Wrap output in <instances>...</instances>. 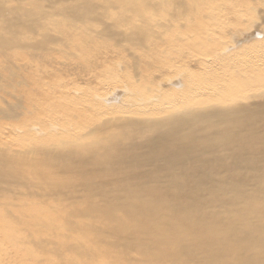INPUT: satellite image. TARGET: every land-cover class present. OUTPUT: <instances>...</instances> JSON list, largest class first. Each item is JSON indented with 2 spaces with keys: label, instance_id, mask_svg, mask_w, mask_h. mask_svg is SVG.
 <instances>
[{
  "label": "bare ground",
  "instance_id": "6f19581e",
  "mask_svg": "<svg viewBox=\"0 0 264 264\" xmlns=\"http://www.w3.org/2000/svg\"><path fill=\"white\" fill-rule=\"evenodd\" d=\"M217 3L264 13L0 0V264H264V24L210 67Z\"/></svg>",
  "mask_w": 264,
  "mask_h": 264
},
{
  "label": "rangeland",
  "instance_id": "374dc122",
  "mask_svg": "<svg viewBox=\"0 0 264 264\" xmlns=\"http://www.w3.org/2000/svg\"><path fill=\"white\" fill-rule=\"evenodd\" d=\"M219 3H220V1H219ZM219 3H217L216 6H217ZM261 3L264 4V0H261ZM227 4H229V2H227ZM220 5H222V3H221ZM220 5H218V6H217L218 8H216L217 10L220 9V11H217V10H216V12H215V10H214L215 13H219V12H220V13L222 14V15H221V14L219 13V15L221 16V17L219 18V20H217V21L215 22L213 19H212V20H211V19H206V23L209 22V26L211 25V23H213L214 25L212 24V25H213L212 28L215 27L214 29H217V30H218V29H219V30H223L224 28L219 27L220 25H218V24H221V21H222V20H223V21L225 20L224 22H223V21H222V22H223V23H226V22H227L226 24H229V23L232 22V24H233V25H231V26H232V29L235 28V30L233 29V33H232V31H231V32H227V35H228V36H227V35L225 36V34L222 35V33H221V34L219 33V35H218V33H217V35H216V37H215V38H217V40H218L217 44L223 46V48H222L221 46L218 47V45H217V46L212 45V43H211V44L209 45V46L212 45L210 48H212V49L215 48V50H217V53H214V54L211 53V54H210L209 52H207V53H205L204 55H205V57H206V59H207V62H209V61L211 62V63L209 62V64H208V65H210V67H211V64H213V65H214V66L212 65L213 68H218V66H220L219 68H222V66H223V67L226 69L225 66L228 67V64H232V66H233V63L231 62V60H228V61H227L228 64L225 63V65H224V63H223V65H222V63H221V64H220L219 62L217 63V61H215V60H216L218 57H222V56H223L222 53H224V51H225L226 49H227V52L229 53L228 48H231V45H233V44H237L238 42L241 43L242 40H245V39H247L248 37H249L250 40H252V34H253L254 32H251V31H255V32L258 31V30L262 31V30H263V27H261V25H262V23L264 24V13H263V11H262L261 8H260V9L256 8V9H254V10H252V11H249V12L245 13V15H244L243 18H242L243 20L241 19V20L243 21V23H242V22H241V23L244 24V25H241V23H240L239 21H235V20L233 19L234 17L237 16V13H235L234 10L232 11L234 14H233V13L230 14V15L228 14V13L232 10L231 7H230L229 5H225V6H221V7H220ZM210 6H211V5H210ZM210 6H209V4H207V6L205 5V7H207L208 10H209ZM213 6H215V5L212 4L211 8L214 9ZM202 7H203V6H202ZM203 8H204V7H203ZM211 8H210V9H211ZM226 8H227V9H226ZM224 9H225V10H224ZM228 10H229V11H228ZM203 11H205V9H204ZM212 11H213V10H212ZM223 11H224L225 13L227 12V14L229 15L227 18H224V17H223L224 15L227 16V14L223 13ZM250 12H251V16H253V17L249 16V15H250ZM202 13H203V12H202ZM230 13H231V12H230ZM223 14H224V15H223ZM252 14H253V15H252ZM254 16H255V19L253 20ZM261 16H262V17H261ZM170 17L173 18V15H170ZM170 17H169V18H170ZM247 17H249V18L247 19ZM171 18H170V19H171ZM228 18H229V19H228ZM245 18H246L247 20H246ZM250 18H251V20H250ZM173 19H174V20H173L174 22H177V24H179V26H177V24H176V25L174 24L176 27H179V28H176V27L174 26V30H175V28H176V30H179V29H181V26H182V28L185 26L184 28H185L186 30H185L184 28H183V29H184L185 31L188 32V29H187V28L190 27V23L187 22L188 19L185 21V19H184V20H181V19H183V18H180L181 22L178 20L179 18H175V17H174ZM176 19H177L178 21H176ZM227 19H228V20H227ZM230 19H231V22H228V21H230ZM183 21H184L185 23H187L189 26H187V24L184 25V22H183ZM214 22H215V23H214ZM238 22H239L240 24H238ZM245 22H246L247 24H246ZM217 23H218V24H217ZM223 23H222V24H223ZM215 24H217V25H215ZM222 24H221V26H222ZM183 25H184V26H183ZM245 25H247V26H245ZM209 26H208V25H207V27L204 26V28H210ZM216 26H217V28H216ZM244 26H245V27H244ZM236 27L239 28V30H238V29L236 30ZM257 27H258V28H257ZM212 28H211V29H212ZM241 28H244L245 30H244V29H241ZM211 29H210V30H211ZM240 29H241V30H240ZM182 31H183V30L181 29V31H179V33L182 32ZM189 31H190V30H189ZM176 32H178V31H175V32H173V33L175 34ZM191 32H192V30H191ZM191 32H190V33H191ZM183 33H184V31H183ZM188 33H189V32H188ZM188 33H186V34H188ZM231 33H232V34H231ZM251 33H252V34H251ZM181 34H182V33H180V36H181V37H180V36L177 37L178 33H177V35H176V37L179 38V39L181 40V43H180V40L176 38V39L178 40V42H179V45H178V46L184 48L186 45H189V48L187 47L188 49L185 50V48H186V47H185V48H184V53H185V51H186V53H185L183 56H181V55H179V54H176V55H177L176 58L178 59V56H181V59H180V57H179V59H178V60L180 61L179 64H181V65L185 64V65H183V66L185 67V66L187 65V62H188V61H190V64H192V63H193L192 61H194L193 59H195V57H196V59H197L198 56H197V53L193 51L194 49H193V50L190 49L191 47H190V44L188 43L189 41H191L190 38H191L192 34H191V35L188 34V35H187L188 38H185L184 36H186V34L184 33L183 38H185V39H182V35H183V34H182V35H181ZM250 34H251V37H250ZM171 35H172V33H171ZM221 35H222V36H221ZM229 35H230V36H229ZM187 36H186V37H187ZM219 36H220V37H219ZM224 36H225V39L227 38V39H229V40H227V39L225 40L224 38H221V37H224ZM170 37H171V36H170ZM192 37H193V36H192ZM195 37H196V36H195ZM196 38H197V37H196ZM218 38H219V39H218ZM220 38L223 39L224 41H223V40L221 41ZM186 39H187L188 42L185 41ZM197 39H198V38H197ZM174 41H176V40H174ZM183 41H184V42H187V43H185L186 45H184V46H183V45L180 46V44H183V43H182ZM178 42H175V43L178 44ZM213 44H214V43H213ZM241 44H242V43H241ZM178 46H177V47H178ZM177 47H176V48H177ZM179 47H178V48H179ZM178 48H177V49H178ZM219 48H220V49H219ZM221 48H222V49H221ZM178 50L181 51V48H179ZM189 50H191V52H190ZM221 50H222V51H221ZM188 51H189V53H188L189 56L187 55V52H188ZM195 51H197V50L195 49ZM201 51H204V50H201ZM192 52H194V53H192ZM221 52H222V53H221ZM195 53H196V54H195ZM190 55H193L194 57H193V56L191 57ZM195 55H196V56H195ZM206 55H208V56H206ZM213 56H214V57H213ZM186 57H187V59H186ZM176 58H175V59H176ZM191 58H192V60H190ZM200 58H201V57H200ZM177 59H176V60H177ZM184 59H185V60H188V59H189V60H188L187 62L184 63V61H185ZM210 59H211V60H210ZM178 60H177V61H178ZM181 60H182V61H181ZM213 61L216 62L217 64L213 63ZM191 62H192V63H191ZM188 64H189V62H188ZM217 65H218V66H217ZM221 65H222V66H221ZM193 66H194V65L192 64L189 68H193V69H194ZM232 66H231V67H232ZM186 67H187V66H186ZM224 68H223V69H224ZM223 69H215V70H216V71L219 70L220 72H222ZM225 69L223 70V72L225 71ZM187 70L189 71V69H187ZM223 72H222V73H223ZM106 88H108V90H110L108 86H106Z\"/></svg>",
  "mask_w": 264,
  "mask_h": 264
}]
</instances>
